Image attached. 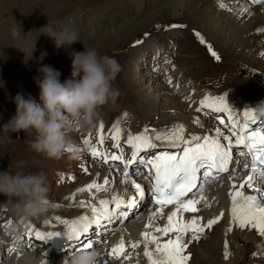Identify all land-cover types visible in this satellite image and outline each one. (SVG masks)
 Returning a JSON list of instances; mask_svg holds the SVG:
<instances>
[{
  "label": "rangeland",
  "instance_id": "374dc122",
  "mask_svg": "<svg viewBox=\"0 0 264 264\" xmlns=\"http://www.w3.org/2000/svg\"><path fill=\"white\" fill-rule=\"evenodd\" d=\"M250 6L258 8L264 7V4H253L246 0H0V130L16 114L17 94H22L26 100L31 96L40 102V89L34 80V77L40 75V68L49 65L58 70L61 83H64L71 78V52H83L85 48L95 49L99 55L114 57L119 62L122 70L113 82V87L119 90L120 96L115 103L109 102L99 109V115L92 126L75 128L76 131L68 133L69 140L76 146L83 148L77 131L91 139L101 134V122L104 124L105 136L101 149L123 153L125 160L131 159L134 150L127 151L123 145L130 136L145 133L142 130L143 124L151 125L159 133H165L175 125H183L185 138L189 133L204 137L214 135L212 130L219 128L216 124L217 116L223 115L227 125L230 123V114L243 122L244 114L253 112L256 124H250V128L262 127L264 94L234 88L238 83L249 87L264 83V55L257 52L262 44V38H259L264 32H261L260 37L258 32L253 33V36L250 35L251 40L242 43L231 31L240 24L236 22V17ZM49 22L57 29L65 26L75 29L80 41L70 48L58 50L54 40L46 35L47 29L41 30ZM212 28H219L222 35L213 39L208 37L207 33ZM206 98L209 103L217 104L213 107L220 106L219 102L223 101L229 111H224L222 115L212 108L198 111L200 101ZM125 112L128 113L127 117L123 115ZM194 120H198V123ZM201 123H207V126L202 128ZM113 125H118L121 130L119 141L124 144L119 142L120 148H114L116 141L110 139ZM225 125L223 129L227 130ZM153 132H148V135L151 136ZM36 138L34 130L19 133L0 131V173L14 174L18 171L46 176L51 207L47 215L42 217L43 220L31 221L38 229L47 231L51 226L53 230L51 222H55L54 229H66L68 225L65 221L71 224L90 216L89 207H81V204L98 206L100 199H109L113 194L126 201L137 197L135 188L119 181V176L115 174V171L123 174L125 165L120 162L112 161L110 169L109 164L92 157L91 152L86 157L83 152L82 161L79 162L70 159L69 153L59 159H50L32 150L30 145ZM98 139L93 138L88 145L91 148L97 146ZM152 142L161 149L152 151L154 148H148L147 153H144L145 150L140 152V158L142 156L144 159L147 155L155 157L153 154L164 148L176 152L182 147H172L168 142L154 139ZM245 155V151L241 157L234 150L233 159L245 160ZM131 165L127 166L129 178L144 187L143 177L146 175L140 171L141 167L135 169ZM86 166L89 172L87 175L84 174ZM229 167L233 173L232 178H229L228 173H222V178L210 185L201 181L203 186H199L205 189L203 195L206 199L201 200L197 208L202 219L205 218L202 214L208 215V212L221 208L223 201L220 192L226 195L227 185L235 184L237 187L242 183L244 172L239 164L235 167L230 164ZM134 171L139 174L134 175ZM89 174L97 177V182L103 178L112 179L115 191H100L90 197L78 191L79 183L91 181ZM244 188L259 196V192L254 189L264 190V184L257 179L253 189H249L246 184ZM147 192L145 189V197L137 200L136 206L127 209L126 220L114 219L100 228L93 226L87 234L81 229V238L95 241L98 251L111 264H150L144 255L145 245L141 234L149 233V230L157 226H165L167 217L164 212L161 218L153 220L157 207L151 205ZM212 194L214 198H211ZM6 201L7 197L0 194V220L3 222L0 244L3 239H7L8 242L4 244L15 246L28 254H34L33 249H44L41 254L48 264H63V260L71 256L69 253L73 249L69 246L71 244L74 248L76 241H69L66 235L61 238L52 235L51 239L45 240L49 244L42 245V242L30 238L32 236L28 237L22 226L17 228L16 233H6L11 226L19 224L10 206L5 205ZM149 223L153 224L152 228L148 227ZM144 227L146 229L142 230ZM26 228L28 231L35 230L30 222ZM136 228H140V232ZM111 240L136 242L139 247L128 245L126 252L116 259L107 254L112 249L107 247ZM30 244L34 247H30ZM255 244L263 250L264 241ZM91 250H97V247L85 251ZM148 250L153 252L154 259H162L155 253V245L148 244ZM254 258L261 260L262 255L254 253L253 257L249 256L241 264H254ZM230 259L228 255L226 260ZM217 260L223 262L224 257ZM262 260L264 264V258ZM0 264H9V257L0 254ZM14 264L27 263L17 259Z\"/></svg>",
  "mask_w": 264,
  "mask_h": 264
},
{
  "label": "snow or ice",
  "instance_id": "6c2138e0",
  "mask_svg": "<svg viewBox=\"0 0 264 264\" xmlns=\"http://www.w3.org/2000/svg\"><path fill=\"white\" fill-rule=\"evenodd\" d=\"M251 2L253 4H264V0H251ZM223 6V3H221V7ZM203 42L201 38V43ZM261 54L264 55V53ZM212 55L216 56V53L212 52ZM216 58L219 59V57ZM169 83H171V80H169ZM219 103L220 106L213 107L206 98L200 101V108L197 110L201 111L205 108H212L216 112L229 111L223 101ZM123 115L127 117L128 113L125 112ZM228 119L230 123L225 125L228 131L227 135L219 128H215L212 130L214 135L201 137L193 136L189 133L187 138H185L184 126L175 125L165 133L153 132L150 136L148 135V130H145L144 134L130 136L127 143L134 151H132L131 159L129 160H125L123 153L116 154L101 149L100 146L105 142V136L103 135L104 124L101 122V135L99 136L97 146L91 148V156L101 160L105 164H109L110 169L112 168V165L109 163L110 161H119L125 165L123 176L135 188L138 195L136 198H129L126 201L123 197L113 194L109 199H100L98 206L96 204H81V207H89L90 216H85L81 221L71 224L67 221L64 222L69 228V231L64 234L69 241H76L74 248L70 244L69 248H72L73 251L69 255L94 247H97L98 250V245L95 241L81 238V229L84 234H87L93 226L100 228L114 219L126 220L128 218L127 209L133 208L136 206L137 200L145 197V188L135 180H129L127 166L131 164H136L137 166L143 165L149 169V176L146 177V179L152 182L149 193L154 197L155 204L160 206L155 210L153 220L163 216L165 206L176 205L175 210L167 216V224L154 228V233H159L160 237L148 232L141 234L145 245L144 255L148 258L150 264H187V261L191 259V255L186 254L188 244L185 243L184 238L188 236L190 241L199 240L200 234L204 233L205 228L211 229L218 221L212 219L207 221L206 224H202V218L195 217L184 222L178 219V214L182 212H197L198 208L196 205L201 200L206 199L203 195L205 189L198 187V181L204 180L207 185H210L213 181L221 179L222 173H228L229 178H232L233 173L230 171V164L233 167L239 164L240 168L244 170L243 183L240 184L239 189H236V185L233 184L232 188L236 190L229 193L232 202V221L238 228L251 227L256 229L260 236L264 237V199H262L264 197V190L254 189L259 192V196H245L242 191L245 184L249 189H253L254 181L257 179H259L260 183L264 184V127L250 129V124H256L253 112H246L243 122L236 120L231 114ZM194 122L198 123V120H194ZM221 124H224L223 120H221ZM120 136L121 130L119 126L113 125V134L110 136V139L116 141L114 145L116 148L121 147L119 143ZM153 139L168 142L172 147L182 145L181 151L179 154L163 152L157 155L155 159H148L147 161L142 158L138 160L137 157L142 150L156 147L152 142ZM83 143L90 144L92 141L89 138H84ZM234 149L240 155H243L244 150H246L250 156V163L247 159L241 161L234 160ZM133 174L138 175L139 172L134 171ZM109 185L110 181L103 179L99 184L92 183L87 188L78 191H106L109 190ZM189 193H192V195L189 196ZM184 197H187V199H184ZM121 209L125 210L121 211ZM148 227L152 228L153 224L149 223ZM231 230V228L228 229V231ZM169 233H175L176 235L174 238L161 241V237H167ZM28 235L34 237L36 241H44L51 239L53 234L48 233L45 236L40 231L33 232L30 230ZM148 244L155 245V253L162 257V259L153 258V252L148 250ZM30 247H34V245L30 244ZM124 247V242L121 241L118 246L111 249L109 255L119 258L121 250ZM131 247H139V243L132 244ZM225 249V259H227V243L225 244ZM8 251L15 252L16 249L12 248ZM100 264H111V261L107 257L102 256Z\"/></svg>",
  "mask_w": 264,
  "mask_h": 264
},
{
  "label": "clouds",
  "instance_id": "9594fccd",
  "mask_svg": "<svg viewBox=\"0 0 264 264\" xmlns=\"http://www.w3.org/2000/svg\"><path fill=\"white\" fill-rule=\"evenodd\" d=\"M43 29H47L46 35L54 40L58 50L80 41L77 31L69 26L57 29L49 22ZM70 55L71 78L61 83V73L44 65L39 69L40 75L34 77L40 89V102L17 94L16 114L0 130L4 133L34 130L37 138L30 145L32 150L50 159L69 153L70 159L75 160L90 151L91 145L85 144L83 148L74 145L68 133L75 128L92 126L99 109L109 102L115 103L120 96L113 82L122 69L114 57L101 56L95 49L86 48L83 52L72 51ZM48 191L47 178L42 173H0V194L7 197L5 205L10 206L19 221L11 226L10 233L47 215L51 207ZM101 257L98 250L82 251L66 257L63 264H100ZM27 264L48 262L41 254V257L28 258Z\"/></svg>",
  "mask_w": 264,
  "mask_h": 264
},
{
  "label": "bare ground",
  "instance_id": "6f19581e",
  "mask_svg": "<svg viewBox=\"0 0 264 264\" xmlns=\"http://www.w3.org/2000/svg\"><path fill=\"white\" fill-rule=\"evenodd\" d=\"M246 1H250L251 2V0H246ZM236 22H239L240 24L238 26L234 25L235 27L232 28L231 31H233L234 36L236 38H238L240 41H242V43L243 42L246 43L245 40H249L250 39V35H252L253 33L258 32V37H260L261 32H264V7L255 8V7H251L250 6L244 13L239 14L236 17ZM229 25H231V24H229ZM207 35H208V37L213 39L214 37L221 36L222 32L220 31L219 28H212V29L209 30ZM261 38H262V44L257 48V52L259 54L264 53V35H262L259 39H261ZM254 39H256V38H254ZM222 62H223V60H222ZM260 83L261 84H259V85L255 84L256 85L255 87H251V86L249 87V85H247V84H245V86H243L241 83H238V85L235 86L234 88H237V90H238V88L242 89V90H247V91H250L253 94H258V93L264 94V83H262V82H260ZM208 102H209V100H208ZM212 105L216 106L217 104L212 103ZM232 105H233V103H232ZM220 119L224 120V117H221ZM201 124H202V128L204 126H207V123H201ZM223 125H225V123ZM223 125L221 127H219V128L223 129ZM262 127H264V126H262ZM76 130L77 129H74L73 131H76ZM151 131H154L153 127H151ZM73 133H75V132H73ZM226 133L228 134V131ZM76 134L79 137V141H80L81 146L84 147L85 144L83 143V139L86 138L87 135H84L81 131H77ZM99 135H101V134H99ZM99 135L96 134V135H94L93 138H99ZM211 135H213V134H210L209 136H211ZM93 138H91V140ZM222 142H225V141H222ZM120 143L122 145L124 144L122 142H120ZM123 146L126 148L127 151L128 150L130 151L132 149L129 144H127V145L125 144ZM164 149L161 150L158 153V155L162 154L163 152L179 154L180 151H181V149H180V150H178L176 152H172L171 150H168V149L164 150ZM132 150H134V149H132ZM144 150H145L144 153H147V150L146 149H144ZM244 151L246 152V155L244 156V159L248 160L249 159V157H248L249 155H248L246 150H244ZM90 152H91V150L84 152L85 153V157ZM114 152H116L115 149H114ZM138 157H137V159H138ZM149 157H151V159H153V157L149 156V155L145 156V159H147ZM241 157H242V155H241ZM74 161L75 162L82 161V156L79 159H75ZM109 163H112V161H110ZM141 166L142 165L137 166L136 164H134V165L132 164L130 167H134L135 169H139ZM85 169H86V171H85L84 174L87 175L89 173V172H87L88 166H86ZM242 172H244V170H242ZM142 173H144L146 176H149V173H146V172H142ZM115 174L117 176H119V178H118L119 181L125 182V184H127V185H131L129 181L125 180V178H124V176H123V174L121 172H116L115 171ZM89 176L91 178V181L90 182H86V183H79L78 184L79 190L87 188V186L92 184V183H97L98 184V183L102 182V181L101 182H97L98 178L95 177V176H92V174H89ZM242 177H244V175L241 176V182L243 183ZM103 179H108L110 181L109 191L110 192H114L115 190L112 187V185H113L112 179H110V178H103ZM129 180H132V179L129 178ZM201 181L202 180H200L198 182V187H200L199 185L203 186V183ZM226 187L228 188L226 190L227 191L226 195L223 192H220L221 200L223 201V204H222L221 208L218 209L217 211H213L212 210V212H208V215L202 214L205 217L204 219L201 220L202 224H206L207 221L210 220L209 219L210 217L212 219H216L218 222L216 224H214L211 229L205 228L204 233L200 234V239L199 240L190 241L188 236H186L184 238L185 243L188 244V248H187L186 254H190L191 255V259L187 261V264H197L198 262H202L203 264H215L217 261L219 262V264H241V262H245L247 260V258H249V256L253 257L254 253L261 254L262 258H264V244H263V250L258 249L256 247L257 244H255L256 242H258V243L259 242H263L264 241V237L260 236L256 229H253L251 227H245V228L241 229V228H238L232 221V217H231L232 202H231V198H230L229 193H230V191H235L236 189H239V186H237L236 189H233L232 186H230V185H227ZM216 190H217V188H216ZM220 191H221V189H220ZM242 191H243L245 196H247V195H257L258 196V193L250 192L249 190H247L245 188H243ZM81 192H83V194H85V195H87L89 197L92 196L93 194L97 193L95 190H93L92 192H88V191H81ZM191 195H192V193H190L189 196H191ZM211 198H214V194H212ZM215 198H216V196H215ZM196 207H197V205H196ZM158 208L159 207H157V209ZM175 208H176L175 205L167 207V208H164L165 217L170 215L171 212H172L171 210H174ZM168 211H170V212H168ZM195 217H200L201 218V215H200V213L198 211L194 212V213H192V212H182V213L178 214V219H181L184 222H187L191 218H195ZM166 219H164V222H165ZM1 224H3V222L0 220V229L2 230ZM22 227L27 232L25 234H27V236L30 237L28 235L29 231L27 230V228L24 227V226H22ZM229 228H231L232 230L228 231ZM67 229L68 228L65 229V228L57 227L56 229L53 230V233L52 232L51 233L55 236V238H61V237H63L65 235L64 233L68 232ZM145 229H146V227H144V229H142V230H145ZM35 231H40L44 235L48 234V233H46V231H43V230L37 229V228L33 232H35ZM136 231L140 232V228H136ZM6 233L9 234L10 231L8 230V231H6ZM58 233H59V235H57ZM149 233L150 234H155L158 237H160L159 233H154V229L149 230ZM175 235H176L175 233H169V235L167 237H161V241H163V240L166 241V240H168L170 238H174ZM189 235H191V234L189 233ZM30 238H33V237H30ZM3 241L0 244V254H4V255L9 257V264H14V261L17 260V259H21V261L27 263V259L28 258H30V257H41V253L44 251V249L41 250V249L37 248V249H33V253L34 254H28V253H25L26 251L24 252V251L20 250L19 248L15 247V246H8V245L4 244V243L8 242L7 239H3ZM44 241H42V243H41L42 245L49 244V241H47V243H45ZM118 242L120 244V241L111 240V241L108 242L107 247L110 248L114 244H116V243L118 244ZM125 243H127L130 247H131L132 244H136V242H130V241H127ZM226 243H227V252H228V255L231 258L230 261L226 260L225 256H224L225 255V251H226V249H225V244ZM12 248H15L16 251L15 252H9L8 250L12 249ZM56 251L59 252V250H56ZM131 253H133V251H131ZM108 256H109V254H108ZM222 257H224V261L223 262H222V260L221 261L217 260L218 258L222 259ZM262 258H261V260H258L256 258H254V262L253 263L254 264H263L262 263L263 262ZM116 259H119V258H116ZM225 261L228 262V263H226ZM248 264H252V263L249 262Z\"/></svg>",
  "mask_w": 264,
  "mask_h": 264
}]
</instances>
